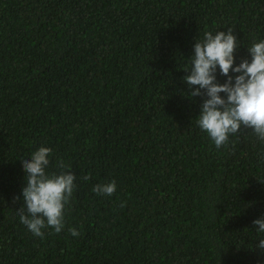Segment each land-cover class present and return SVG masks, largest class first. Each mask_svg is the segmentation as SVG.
Listing matches in <instances>:
<instances>
[{"label":"trees","instance_id":"16d2710c","mask_svg":"<svg viewBox=\"0 0 264 264\" xmlns=\"http://www.w3.org/2000/svg\"><path fill=\"white\" fill-rule=\"evenodd\" d=\"M228 28L250 61L264 0H0V264H264V140L217 148L184 81L195 40ZM41 146L75 188L38 237L20 209Z\"/></svg>","mask_w":264,"mask_h":264},{"label":"clouds","instance_id":"9594fccd","mask_svg":"<svg viewBox=\"0 0 264 264\" xmlns=\"http://www.w3.org/2000/svg\"><path fill=\"white\" fill-rule=\"evenodd\" d=\"M190 57L191 67L184 81L191 89V96H206L201 105L197 121L201 130L206 132L217 148L226 145L229 135H235L241 127L251 128L260 140H264V39L248 48L251 60L242 59L234 65V52L237 40L232 28L227 32L217 30L214 34L206 31L203 39L194 43ZM227 77L224 83L216 82V69ZM230 70L238 73L234 77ZM197 85V88L191 86ZM204 90L201 92V90ZM225 93L226 97L219 94ZM52 149L41 146L30 159L22 160L27 173V181L22 188L21 197L26 207L20 209V221L36 236L43 237L42 229L49 227L59 233L65 226L64 209L69 203L75 188V176L71 171L48 173L49 157ZM63 161L58 169H67ZM89 177H84L87 180ZM116 190L115 181L97 184L93 191L111 196ZM15 197L14 199H18ZM259 232H264V216L253 220ZM72 236L80 233L70 228ZM257 248L264 249V239Z\"/></svg>","mask_w":264,"mask_h":264}]
</instances>
